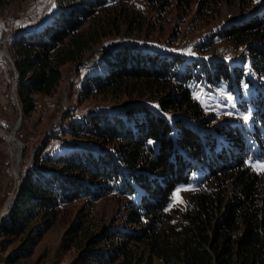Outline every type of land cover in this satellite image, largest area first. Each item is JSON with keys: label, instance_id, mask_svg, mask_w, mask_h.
Returning a JSON list of instances; mask_svg holds the SVG:
<instances>
[{"label": "trees", "instance_id": "16d2710c", "mask_svg": "<svg viewBox=\"0 0 264 264\" xmlns=\"http://www.w3.org/2000/svg\"><path fill=\"white\" fill-rule=\"evenodd\" d=\"M179 1L184 10L196 2L203 14L236 2ZM10 2L0 0V7ZM251 3L238 0L243 10ZM148 7L151 11L128 0H57L56 12L45 17L35 32L8 42L23 118L34 110L37 97L56 93L63 66L80 67L85 55L97 47L103 60L99 70L86 75L83 100L146 99L155 102L160 113L178 116L165 118L146 106L82 119L67 113L65 119L72 120L64 135L92 146L36 156L0 230V252L15 247L6 255L7 264H22L29 258L66 206L106 197L125 201L126 225L132 229L93 227L89 213H78L67 233L66 242L78 251L71 264H153L154 259L160 264H264V172L252 168L246 143L249 136L264 150L257 127L242 131L218 125L215 133L206 132L209 120L190 89L202 80L218 84L234 77L242 83L240 72L236 68L230 72L221 63L168 58L144 47L102 46L113 36L154 31L153 19L171 12L173 3L150 0ZM221 36L239 46L249 45L264 78V11L232 24ZM247 82L246 77L243 83ZM253 104V118L264 127V102L254 99ZM178 188L191 190L181 209L173 205Z\"/></svg>", "mask_w": 264, "mask_h": 264}, {"label": "rangeland", "instance_id": "374dc122", "mask_svg": "<svg viewBox=\"0 0 264 264\" xmlns=\"http://www.w3.org/2000/svg\"><path fill=\"white\" fill-rule=\"evenodd\" d=\"M128 1L131 5L146 7L148 11L150 10L148 7L150 0ZM171 2L173 3L171 12L162 13L163 18L160 20L152 18L154 21L157 20L154 31L145 29L140 35L113 36L103 40L102 46L112 49L126 44L139 48L144 47L168 58L180 57L197 64H225L230 72L236 68L240 72L242 83H238L233 77L229 82L207 84L202 80L190 85L193 98L204 109L205 116L209 120V126L204 130L215 133L218 125H232L246 131V128L250 129L255 126L257 127V138L264 146V127H258L259 124L253 118L254 99L261 103L264 102V87L262 86L264 78L260 76L254 64L249 45L239 46L221 36L222 32L232 24L246 20L253 15L262 14L264 0H252L245 10L240 7L238 0L232 5L223 3L217 12L209 14L200 13L196 2L185 10L179 7V0H171ZM56 9L57 0H11L9 4L0 7V48H3L7 34L34 27L42 17L50 16L56 12ZM149 14L155 15L153 12ZM6 48V53L11 56L8 42ZM102 60L103 56L97 47L85 55L80 67L71 64L62 67V81L56 93L51 97H37L34 110L26 118L22 115V123L25 121L21 123L19 134L24 150L19 165L16 166L15 160L12 163V171L16 169L18 178H22L26 173L28 175L34 159L40 153L56 155L72 147L92 146V143L64 135L63 130L72 120L71 117L82 119L95 113H119L125 108L134 106H146L165 118L178 116L175 114L167 116V114L160 113L156 103L146 99L139 102L123 100L121 103H115L110 99L94 96L83 100L82 83L86 75L100 69L99 65ZM8 64L11 67L9 62ZM246 77L250 79L247 86L243 83ZM9 93L10 77L8 71L5 70L0 75V104L8 106L4 126L10 132L19 117V110L10 100ZM67 113H70L71 117L65 119ZM245 116L248 117L247 120L244 119ZM201 134L204 137L205 133L201 132ZM221 136L222 134H218V140L225 143ZM246 143L251 147L248 157L253 158L252 168L258 173L264 172L258 167L264 164V150L259 148L258 143L250 140L249 136L246 138ZM9 152V145L0 137V215L7 200L6 193L13 190L14 184L12 172L9 170L11 174L9 175L4 164L9 157ZM179 189H188L179 192L178 198L181 202L177 203L173 199V205L181 209L186 204L191 190L190 188ZM126 207L124 200L114 197H106L92 204L81 200L66 206L60 212L57 222L45 232L34 247L31 256L22 264H71L77 257L78 251L72 246V242L67 243L66 241L67 233L76 215L89 213L88 220L95 225L93 227L112 225L118 229H132V226L126 225L128 219ZM66 246L68 248H65ZM14 248V246L9 247L3 254L7 255ZM153 264L160 263L154 259Z\"/></svg>", "mask_w": 264, "mask_h": 264}, {"label": "built area", "instance_id": "2783aa9c", "mask_svg": "<svg viewBox=\"0 0 264 264\" xmlns=\"http://www.w3.org/2000/svg\"><path fill=\"white\" fill-rule=\"evenodd\" d=\"M7 26H8V24H7ZM16 31H12L11 33H9V34H7L6 35V37H5V39H4V42H3V48H0V49H3L4 50V52L6 51V43L7 42H9L12 38H14L13 37V35H14V33H15ZM8 62L9 63H11V61L9 60V58L7 57V55H6V53H5V55H3L1 52H0V75H2L3 74V72L5 71V70H7L8 71V74H9V77H10V100L12 101V103H14L16 106H17V108H18V105H17V102H18V99H17V94H16V86H17V81H18V76H16L15 75V72H14V70H13V65H12V63H11V68H10V66H9V64H8ZM12 69V70H11ZM12 73H13V75H14V78H12L13 77V75H12ZM16 81V86H15V93H13L12 91H11V86H12V84L14 83ZM18 110H19V108H18ZM8 111V106L6 105V104H0V137L1 138H3L6 142H7V144L9 145V157H8V159L7 160H5V162H4V164H5V166H6V172L9 174V175H11L10 174V171L12 172V177H13V171H12V163H13V161L15 160L16 161V166H18L19 165V163H20V157L22 156V153H23V150H24V146H23V144L21 143L22 141H21V135L19 134V131H20V129H21V126L20 127H18L17 129H15V133H14V137H12L17 143H18V147L16 148V153L18 154V155H16V156H13V154H12V148H11V145L9 144V141L6 139V137L7 136H9L10 134H12V132L14 131V126H15V123L13 124V127H12V129H11V131L9 132V131H7L6 129H5V126H4V122H5V113ZM17 121V120H16ZM10 170V171H9ZM23 170H24V168H23ZM13 179H14V177H13ZM15 180V179H14ZM13 188H14V184H13ZM12 191V190H11ZM11 191H8L7 193H6V196H7V198L9 197V194H10V192ZM5 206V205H4ZM0 264H7L6 263V255L5 254H3V253H1L0 252Z\"/></svg>", "mask_w": 264, "mask_h": 264}, {"label": "water", "instance_id": "95a60500", "mask_svg": "<svg viewBox=\"0 0 264 264\" xmlns=\"http://www.w3.org/2000/svg\"><path fill=\"white\" fill-rule=\"evenodd\" d=\"M43 19H44V17H42V18L40 19V21H38L37 24H36L34 27H31V28H29V29H21V30H17V31L14 33L13 37H16V36L21 35V34H27V33L35 32V31L37 30L38 26H39V25L41 24V22L43 21ZM5 53H6V51H5ZM6 55H7V57L9 58V60L11 61L12 65H13V70H14V72H15V75L18 76V73H17V70H16V68H15V64H14V62H13V60H12V57H11L9 54H7V53H6ZM15 86H16V81H15V82L12 84V86H11V91H12L13 93H15ZM17 105H18V108H19V117H18L17 121H18L19 124H20V123H22V110H21V107H20V105H19V102H17ZM14 133H15V130L12 132V136H13V137H14ZM26 177H27V173L22 177V182L19 183V186H18V189H17V193H16L14 199L10 202V204H8V205L5 207L4 213H3L2 215H0V230H1V228L3 227V225H4V218H5V215H6V211H7V209H8V208H9V207L15 202V200H16L17 197H18V195L20 194L21 189H22V184L25 182ZM19 182H20V181H19Z\"/></svg>", "mask_w": 264, "mask_h": 264}, {"label": "bare ground", "instance_id": "6f19581e", "mask_svg": "<svg viewBox=\"0 0 264 264\" xmlns=\"http://www.w3.org/2000/svg\"><path fill=\"white\" fill-rule=\"evenodd\" d=\"M0 52H1L3 55H5V52H4L3 49H0ZM10 65H11V63H10ZM11 70H12V69H11ZM12 75H13V73H12ZM12 78H14V75H13ZM20 126H21V123L19 124V122L16 121L15 126H14V127H15L14 130L17 129L18 127H20ZM12 137H13L12 134H10L9 136L6 137V139L9 141V144L11 145L13 156H16V155H18V154L16 153V148L18 147V143H17ZM13 177H14V179H15V180H14V188H13V190L10 192L9 197L7 198V200H6V202H5V206L3 207V210L1 211V215L4 213L5 207H6L8 204H10V202L14 199V197H15V195H16V193H17V189H18L19 183L22 182V178H21V177L18 178V173H17L16 169L13 170ZM19 181H20V182H19Z\"/></svg>", "mask_w": 264, "mask_h": 264}, {"label": "snow or ice", "instance_id": "6c2138e0", "mask_svg": "<svg viewBox=\"0 0 264 264\" xmlns=\"http://www.w3.org/2000/svg\"><path fill=\"white\" fill-rule=\"evenodd\" d=\"M229 99H231V97H229ZM244 119L247 120L248 117L245 116ZM258 167H260L262 170H264V164H262V165H258ZM186 190H188V189H179V188H178V189L176 190V193H174V195H173V199H174L177 203L181 202V201L179 200V198H178V194H179L180 191H186Z\"/></svg>", "mask_w": 264, "mask_h": 264}, {"label": "crops", "instance_id": "0c3cea01", "mask_svg": "<svg viewBox=\"0 0 264 264\" xmlns=\"http://www.w3.org/2000/svg\"><path fill=\"white\" fill-rule=\"evenodd\" d=\"M64 67V66H63Z\"/></svg>", "mask_w": 264, "mask_h": 264}]
</instances>
